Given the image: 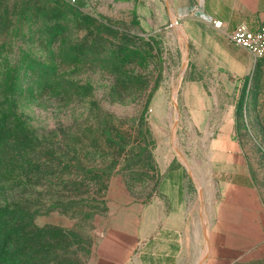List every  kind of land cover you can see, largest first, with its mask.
I'll list each match as a JSON object with an SVG mask.
<instances>
[{
  "label": "rangeland",
  "instance_id": "1",
  "mask_svg": "<svg viewBox=\"0 0 264 264\" xmlns=\"http://www.w3.org/2000/svg\"><path fill=\"white\" fill-rule=\"evenodd\" d=\"M175 21L168 0H0V264H142L165 160L189 177L182 264H264V59L217 90L253 186L245 236L216 254L187 163L205 137L182 114L195 73Z\"/></svg>",
  "mask_w": 264,
  "mask_h": 264
},
{
  "label": "crops",
  "instance_id": "2",
  "mask_svg": "<svg viewBox=\"0 0 264 264\" xmlns=\"http://www.w3.org/2000/svg\"><path fill=\"white\" fill-rule=\"evenodd\" d=\"M168 2L173 19L180 22L181 34L192 50L195 75L184 88L181 110L205 137L202 145L205 153L203 158L195 156L186 162L204 191L208 245L217 254L232 236H245L246 197L253 186L246 156L237 137L233 106L231 104L226 112L220 111L222 101L217 90L230 82L238 85L252 69L254 58L246 49L231 42L229 34L239 24L257 29L264 22V0ZM213 20L223 21L224 27H214ZM221 114L223 116L218 117ZM219 119L223 121L218 122ZM172 164L173 160H165L164 173L157 183V220L150 227V232L157 230V235L152 243H145L147 251L141 253L145 257L142 264H182L183 252L190 244L193 222L189 177L182 163L174 167ZM198 234L201 246L205 235L200 226ZM145 252L156 257L143 256Z\"/></svg>",
  "mask_w": 264,
  "mask_h": 264
},
{
  "label": "built area",
  "instance_id": "3",
  "mask_svg": "<svg viewBox=\"0 0 264 264\" xmlns=\"http://www.w3.org/2000/svg\"><path fill=\"white\" fill-rule=\"evenodd\" d=\"M77 2L79 0H69ZM179 26L180 22H174ZM214 27L222 29L224 23L221 20H213ZM229 39L234 44L246 49L255 60L264 59V22L257 28L252 30L246 24H239L230 34Z\"/></svg>",
  "mask_w": 264,
  "mask_h": 264
},
{
  "label": "trees",
  "instance_id": "4",
  "mask_svg": "<svg viewBox=\"0 0 264 264\" xmlns=\"http://www.w3.org/2000/svg\"><path fill=\"white\" fill-rule=\"evenodd\" d=\"M10 94H12V93H10ZM7 117V115H6V113L5 112H3L1 109H0V118H6ZM1 124V123H0ZM0 129H1V125H0ZM179 163H175V162H173V164H172V166L174 167V166H176V165H178Z\"/></svg>",
  "mask_w": 264,
  "mask_h": 264
},
{
  "label": "bare ground",
  "instance_id": "5",
  "mask_svg": "<svg viewBox=\"0 0 264 264\" xmlns=\"http://www.w3.org/2000/svg\"><path fill=\"white\" fill-rule=\"evenodd\" d=\"M209 254V249H207L202 257V260L205 259ZM202 263V262H201Z\"/></svg>",
  "mask_w": 264,
  "mask_h": 264
}]
</instances>
